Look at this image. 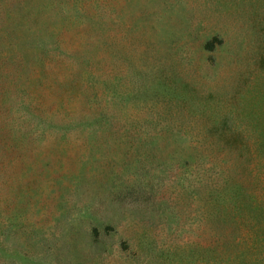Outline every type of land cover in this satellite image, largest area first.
I'll return each mask as SVG.
<instances>
[{
    "label": "rangeland",
    "instance_id": "obj_1",
    "mask_svg": "<svg viewBox=\"0 0 264 264\" xmlns=\"http://www.w3.org/2000/svg\"><path fill=\"white\" fill-rule=\"evenodd\" d=\"M0 264H264V0H0Z\"/></svg>",
    "mask_w": 264,
    "mask_h": 264
},
{
    "label": "trees",
    "instance_id": "obj_2",
    "mask_svg": "<svg viewBox=\"0 0 264 264\" xmlns=\"http://www.w3.org/2000/svg\"><path fill=\"white\" fill-rule=\"evenodd\" d=\"M225 139H224V141L226 140V138L228 137V136H226L225 134H221ZM230 138H234L235 140L237 139V138H240V139H242V133H240V132H234L231 136H229ZM242 141V140H241ZM227 142V141H226ZM224 148V147H223ZM215 151H218V152H220L218 149H216V148H213V149H211V150H209V152H210V154H211V156H213V153L215 152ZM245 151L246 152H248L249 151V148H246L245 150H244V153H245ZM243 169V168H242ZM228 172V171H227ZM230 178V179H229ZM231 177L230 176H228V175H226L223 179H222V181H218V182H216L218 185H221L222 187H221V189H226L227 187L229 188V189H231V187H234L235 186V184H234V182H232L231 181ZM217 185V188H220L219 186ZM224 191V190H223ZM220 200H222V204L223 205H225L224 204V202H225V200H224V197L223 196H221V197H219V201ZM217 205H218V203H217ZM217 209H220V208H217ZM219 214H220V212L219 211H217V212H215L213 215H212V217L211 218H213L215 221H216V219L217 220H219L220 219V216H219Z\"/></svg>",
    "mask_w": 264,
    "mask_h": 264
}]
</instances>
